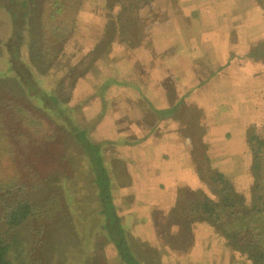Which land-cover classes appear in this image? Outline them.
<instances>
[{
    "label": "rangeland",
    "instance_id": "374dc122",
    "mask_svg": "<svg viewBox=\"0 0 264 264\" xmlns=\"http://www.w3.org/2000/svg\"><path fill=\"white\" fill-rule=\"evenodd\" d=\"M221 1L215 0L213 4L202 1L194 8L190 0H126L122 3L120 0H109V3L108 0H78L75 27L65 50L45 74L32 68V75L44 82L41 85L46 94L55 95L73 109L66 115L65 106L54 105L52 100H32L23 88L19 89L21 97L39 105L42 103L38 112L55 123L57 129L70 128L76 121L80 127L91 128L89 134L92 136L103 132L116 139L130 130L123 128L122 114L133 112L138 120L151 110L154 118L162 117L158 110H172V101L177 104L173 111L178 110L173 114L189 123L192 110L186 101L193 94L195 116L202 115L198 108L203 110L202 124L196 122L199 125L193 126L199 129L198 139L202 144L197 145L195 131L189 126L186 129L180 124L176 128L172 114L163 120V124H158V130L153 126L140 132L138 122H133V130L141 136L139 140L144 138L142 142L138 143L137 139L128 142L120 137L113 141L114 145L108 146V158L120 157L125 161L116 163L122 173L119 178L114 175L119 183L111 181L115 190V212L121 217V224L135 250H144L140 256L145 264H253L250 259L252 248L237 246L211 221L200 219L188 224L182 216L190 209V202L198 201L203 192L214 198L215 187L223 188L224 185L214 182V176L219 172L225 174V183H230L233 189L235 186L237 192L250 194L256 178L253 176L255 153L248 133L257 132L264 137V42L259 44L256 56H251L253 50L247 47L258 36L264 40V4L261 0H243L242 4L229 0L225 10L218 6ZM112 15H119V22L125 27L122 32L110 23ZM189 17L188 23L177 21L180 18L187 21ZM10 20L9 11L0 5V36L5 39L0 71L7 65L4 59L12 38V35L7 36ZM26 34L32 33L27 31ZM188 37L195 44L196 55L185 53L182 41ZM104 41L110 43L97 54L89 70L71 77L72 94L61 96L59 85L63 78L77 66L76 70H81L84 57ZM174 45L183 59L178 60V54L172 52ZM161 49L163 52L157 55L156 64L160 70L143 62ZM248 61L257 69L250 70L246 66ZM6 70L7 77L16 76L13 69L6 67ZM169 73L173 77L171 80L166 78ZM160 75L165 77L164 83L160 91L153 93L158 88L155 79ZM142 76L143 80L136 81ZM177 99L184 100L185 104ZM44 108L51 109L46 112ZM53 117L63 122L58 123ZM113 119L116 120L114 127L110 123ZM147 124L151 125L153 121L149 120ZM45 141L54 142L59 155L68 151L71 160L81 159L78 165L89 162L85 148L74 135L68 137V143L64 140V145L58 134ZM254 143L259 146L260 140ZM32 145L36 154L46 143L33 140L28 146ZM35 154L32 159L46 161V157L38 158ZM203 158H210L212 166L206 165ZM70 167L71 163L66 162L39 166L50 175V181L57 183L45 192L52 189L63 192L61 184ZM83 170L84 175L91 172ZM88 188L91 196L85 194V198L90 196L92 199L90 184ZM81 190L86 187L81 186ZM97 200V197L92 199L87 206L99 213L102 208ZM244 207L251 206L246 203ZM103 217L100 216V223H103ZM251 219L255 226L264 229V216L253 215ZM59 231L69 238V232L61 228ZM72 239L77 242L63 244L62 254L67 255L68 248L74 246L84 251L82 240L85 241L86 235ZM88 246L95 255L91 254V259L103 262L95 264H123L115 244L102 227L93 233ZM58 254L54 251V255ZM65 261L68 264V260Z\"/></svg>",
    "mask_w": 264,
    "mask_h": 264
},
{
    "label": "trees",
    "instance_id": "16d2710c",
    "mask_svg": "<svg viewBox=\"0 0 264 264\" xmlns=\"http://www.w3.org/2000/svg\"><path fill=\"white\" fill-rule=\"evenodd\" d=\"M72 1L0 0V5L11 15L7 36L12 35V38L4 61L6 67L16 72L15 77H7L6 67L0 71V264H65V260H68V264H85V261L103 263L91 259L95 255L88 246V240L101 227L115 244L123 264H145L140 256L145 253L144 250H135L121 224V217L115 212V190L111 181L119 183L120 180H116L114 175L119 178L121 171L116 162L106 156L104 147L109 142L97 133L93 137L89 134L91 128L80 127L76 121L70 124V128L57 129L55 123L38 112L42 103L31 102V99L40 98L43 102L44 99L52 100L59 107L67 105L55 95L46 94L41 85L44 82L32 75V68L45 74L65 50L78 14V0ZM261 2L264 4V0ZM126 4L129 10V4ZM119 21V15L111 16L110 23L116 26H113L114 29L120 28L122 32L125 27ZM27 31L32 34L27 36ZM109 43L104 41L99 48L91 50L81 62L83 68L77 71V66L74 72L63 78L59 85L61 96L72 94L71 77L89 70L97 54ZM252 55H256V52ZM19 89L26 91V96L31 99L21 97ZM44 109L48 112L51 108ZM72 109L65 106V114L69 115ZM53 120L63 122L56 117ZM191 129L195 131L197 145L202 144L198 139L199 129ZM57 134L62 138L63 145L68 143L70 135H74L85 148L89 162L82 161L84 163L78 165L81 159L74 157L75 160H71L68 151L59 155L56 144L45 141L56 138ZM248 137L255 153L253 176L256 178L250 194L237 192L235 186L233 189L230 183H225V174L219 172L214 176V182L224 185L223 188L215 187L214 198L203 192L198 201L190 202L192 211L189 209L182 216H185L188 224L200 219L215 223L237 246L252 248L250 259L253 264H264V229L255 226L251 219L253 215L264 216V137L257 132H249ZM33 140L39 144L45 142L46 146L35 154L34 145L28 146ZM255 140H260L259 146L254 145ZM34 154L38 158L46 157V161L32 159ZM204 161L212 166L210 158ZM64 162L71 163V167L67 168L69 172H65L63 177V192L55 189L45 192L57 183L50 181V175L39 166L50 167ZM83 169L90 170V174L84 175ZM88 184L92 187V199L98 198L102 212H93L88 208L87 203L92 201ZM81 186H85L86 190H81ZM85 194L90 196L85 198ZM246 203L251 207L245 208ZM101 215L104 216L103 223H100ZM60 228L69 232V238L65 232L59 231ZM81 235H86L85 241L82 240L84 251L74 246L68 248L67 255L62 254L60 248L63 244L75 243L77 241L72 238ZM54 251L59 254L54 255Z\"/></svg>",
    "mask_w": 264,
    "mask_h": 264
},
{
    "label": "crops",
    "instance_id": "0c3cea01",
    "mask_svg": "<svg viewBox=\"0 0 264 264\" xmlns=\"http://www.w3.org/2000/svg\"><path fill=\"white\" fill-rule=\"evenodd\" d=\"M191 2H192V4L194 5L193 7L195 8V7H197V6H199V3L200 2H202V1H208V2H211V4H213V1H215V0H190ZM242 2H243V0H232V3H234V4H242ZM228 4H229V0H222L220 3H218V6L219 7H223L225 10H227V6H228ZM198 9V8H197ZM209 10V9H208ZM203 11V10H202ZM205 11H207V9L205 10ZM210 14H211V11H210ZM189 16V15H188ZM189 20H190V17H189V19L187 20V21H185L184 20V18L183 19H179V20H177L178 22H180V21H182V22H189ZM199 21H201V20H199ZM10 26V23H9V25H8V27ZM200 26L202 27L203 26V22L202 23H200ZM202 30V29H201ZM177 37V36H176ZM179 38V37H178ZM190 39H191V37H188V38H184L183 39V41H182V45H183V47L186 49V51H185V53H187L188 54V56H191V55H196V47H194V43H191V41H190ZM262 39H264V38H262ZM5 39H4V37L2 38L1 36H0V60H2L3 59V55H4V50H3V41H4ZM254 43L251 45V46H247V47H251L252 49H251V51L253 50V52H256V55H258V52H257V49H258V47H259V44L261 43V42H264V40H261V37L260 36H258L256 39H255V41H253ZM178 47L177 46H172V52L173 53H177L178 54V60H181V59H183L182 58V54H180V52H179V50L177 49ZM235 49V47H233L232 48V51ZM161 52H163V49H161L160 51H157L156 53H155V55L151 58V59H148V58H145V59H143V62H147L148 64H153L154 65V69H159L158 67H157V61H158V59H157V55L159 54V53H161ZM252 52V53H253ZM198 53V52H197ZM256 55H252L251 54V56H256ZM248 56V55H247ZM173 57V56H172ZM135 64H136V62H134ZM246 66H248V68L250 69V70H253V69H257L253 64H251L249 61L248 62H246ZM185 68H188V66H185ZM148 70H149V68L147 69V70H145V74H147L148 73ZM160 70V69H159ZM163 78H165V77H163V75H160V76H158L156 79H155V84H156V86L158 87L157 89H155L154 90V92L153 93H157L158 91H160L159 90V88L160 87H162V85H163V83H164V81H163ZM166 78H168V79H173V77H172V75L169 73V75H167L166 76ZM144 79V76H142V77H140V78H137L136 79V81H141V80H143ZM165 80V79H164ZM138 83V82H137ZM136 83V84H137ZM118 100H123V99H118ZM193 100H195L194 98H193V94L191 95V96H189V97H187V101H186V104L189 106L188 108H191V110H192V113H191V117H190V120H189V123L186 121V119H179L178 118V115L177 116H175V114H173V113H175L176 111H178V110H176V111H173V108H175V107H177V104H174V101H172L171 102V104H170V107L172 108V110H168V111H165V109L164 108H162V109H159L158 110V112H160V113H162V117H155L154 118V116H153V111H151L150 110V113L149 112H146V113H144V115L143 116H145L144 118H139L138 120H137V118L135 117V114L132 112H129V111H127L126 112V114H122V116H121V119H120V121L124 124V126H123V128H127V129H130L129 131H128V133H127V135H124L123 137H121V135L119 134V136L117 137V139L116 138H113V137H109L110 135H106V134H104L103 132H101V134L100 133H98L97 132V134H99V135H101L102 137H103V139H106V141H108L109 142V144L107 145V146H105L104 147V149H105V152H106V156L108 155V153H109V151L110 150H108L109 149V145H114L113 144V141L114 140H116V141H118V138H122V139H125V140H127L128 142H134V139H137V140H139V138L141 137V136H139L138 135V132L137 131H134L133 129H134V126L135 125H133L132 123L133 122H135V121H137L138 122V125L140 126V132H144V131H146V130H149V128H152L153 126H154V130L157 128V126H158V124L160 123V124H163V120L165 119V118H168V117H171L172 116V114L174 115V117H175V119H176V128H178L179 126H180V124H181V126L182 127H185L186 129H187V127L189 126L190 127V129L193 127V126H196V125H199L198 123H196V122H199L200 124H202V121H203V119H202V117H203V110L202 109H200V108H198V110L199 111H201V113H202V115H201V117L198 115V116H195V114H194V112L196 113V111H195V105L192 103V101ZM177 101L179 102V103H181V104H185L184 103V100H182V99H177ZM163 103V102H162ZM117 109V106H115V108H114V111ZM194 111V112H193ZM148 113V116H146V114ZM130 114H131V116H130ZM148 117V118H147ZM127 119V120H126ZM153 121V124H151V125H149V124H147L148 123V121ZM180 123H179V122ZM110 123L112 124V126L114 127V124L116 123V120L115 119H113V120H111L110 121ZM119 123V122H118ZM117 129H118V127H117ZM157 130H158V128H157ZM153 130H150L149 132H152ZM130 132H134V134L133 133H131V134H129ZM121 133V132H120ZM160 133V132H159ZM122 134V133H121ZM115 135H117V133L115 134ZM123 135V134H122ZM185 137H186V134L184 135ZM99 139V138H98ZM144 140V138H142V139H140L139 141H138V143L139 142H142ZM108 159H112L113 161H115L116 163L117 162H125L124 160H122L120 157H113V158H108ZM125 174L127 175V177H129V175H128V172H127V169H126V167H125ZM153 211V210H152ZM155 213H158V212H155Z\"/></svg>",
    "mask_w": 264,
    "mask_h": 264
}]
</instances>
